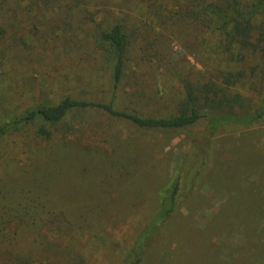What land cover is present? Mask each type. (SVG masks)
<instances>
[{
    "label": "rangeland",
    "instance_id": "1",
    "mask_svg": "<svg viewBox=\"0 0 264 264\" xmlns=\"http://www.w3.org/2000/svg\"><path fill=\"white\" fill-rule=\"evenodd\" d=\"M206 1L0 0L2 111L67 95L108 102L116 91L122 108L168 115L187 82L240 92L247 103L235 111L250 112L264 94V58L226 52L223 37L191 14ZM116 22L130 38L118 89L96 47ZM230 73L244 83L225 87ZM35 128L0 144V264H121L176 169L181 201L144 238L140 264H264V116L218 128L193 178L204 122L170 139L88 110L49 126V139Z\"/></svg>",
    "mask_w": 264,
    "mask_h": 264
},
{
    "label": "trees",
    "instance_id": "2",
    "mask_svg": "<svg viewBox=\"0 0 264 264\" xmlns=\"http://www.w3.org/2000/svg\"><path fill=\"white\" fill-rule=\"evenodd\" d=\"M191 14L201 21L208 32L223 37L225 50L232 56L244 57V51H248L264 58V0L206 1L201 2L198 10L192 11ZM2 31L0 26V35ZM129 44V34L120 22L99 31L96 36L97 49L113 65L114 89L119 88L125 77ZM242 83H244V75L241 73L234 78L231 73L225 77L227 88L240 86ZM184 87L185 95L178 104L177 111L158 116L145 115L120 107L117 103L116 91L108 102L78 99L67 95L56 102L34 101L20 112L11 114H5L0 103V144L5 138L31 125H36L37 136L49 139L52 136L49 126L64 123L71 113L88 110L102 111L109 116L127 121L142 131L170 139L178 137L183 130L204 122L205 130L201 137L195 140L196 165L189 175V178H193L199 175L202 167L206 165L210 142L218 128L226 124L250 126L264 116V94L257 107L248 113H239L235 108H243L247 103V98L240 92L229 93L216 83L196 89L186 82ZM206 105L212 108L210 112H204ZM224 107L226 111L221 109ZM67 129H71V126L68 125ZM181 184L180 170L176 169L169 183L158 194L159 205L156 214L153 221L143 230L138 247L130 254V259L121 264L141 263L144 238L156 231L177 209L182 198Z\"/></svg>",
    "mask_w": 264,
    "mask_h": 264
}]
</instances>
